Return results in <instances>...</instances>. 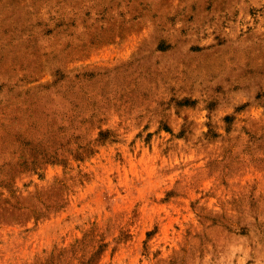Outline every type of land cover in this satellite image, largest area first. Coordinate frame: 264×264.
Returning <instances> with one entry per match:
<instances>
[{
	"label": "rangeland",
	"instance_id": "obj_1",
	"mask_svg": "<svg viewBox=\"0 0 264 264\" xmlns=\"http://www.w3.org/2000/svg\"><path fill=\"white\" fill-rule=\"evenodd\" d=\"M0 264H264V0H0Z\"/></svg>",
	"mask_w": 264,
	"mask_h": 264
}]
</instances>
